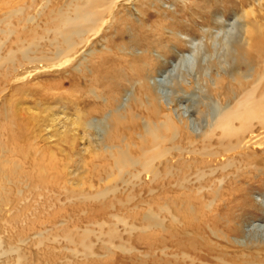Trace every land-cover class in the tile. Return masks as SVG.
<instances>
[{
  "label": "rangeland",
  "instance_id": "374dc122",
  "mask_svg": "<svg viewBox=\"0 0 264 264\" xmlns=\"http://www.w3.org/2000/svg\"><path fill=\"white\" fill-rule=\"evenodd\" d=\"M8 1L7 11L17 12L9 28L17 33L6 40L0 33V55H8L10 48L16 50L17 41L28 42L37 35L40 47L30 57L41 56L28 61L18 52L13 56L15 64L0 65V125H10L20 139H29L36 128L43 131L52 116L61 131L70 128L68 138L63 137L69 141L59 142L63 153H56L64 163L78 153L82 130L74 123L81 112L98 151L82 156L85 171L79 170L76 178L93 183L92 188L83 187L91 198L40 200L42 214L26 223L22 237L26 241L17 245L14 225L8 232L12 245L25 249L32 258L35 251L46 252L49 246L52 258L44 254L40 264L65 259V264H264V134L252 137L256 167L244 179L231 182L234 198L214 201V196L207 195V207L189 203L194 211L186 214L180 203L179 214L171 209L170 200L182 190L169 184L166 176L157 184L138 187L112 177L97 182L99 171L113 165L99 152L100 143L117 134L121 145L140 144L139 135L146 137L144 120L150 115L155 118L152 122L160 120L167 127L163 136L168 142L161 146L170 149L172 155L167 157L192 159L188 151L194 145L189 144L208 128L213 111L234 106L243 90L264 76V0H111L96 8L99 21L91 32L76 39L82 43L77 50L62 55L52 42L62 40L53 28L59 14L71 15L78 0ZM3 13L0 20L6 18ZM4 28L1 21L0 30ZM143 87L154 90V99L142 92ZM28 108L32 121H28ZM180 122L186 124L187 134ZM71 130L77 137H72ZM164 159H155V164ZM196 166L183 172L189 174ZM127 168L122 170L123 177L130 175V169L142 170L137 164ZM105 190L109 192L104 197L97 195ZM76 228L78 244L83 238L93 244L88 260L82 244L74 247L66 239L69 230ZM110 231H114L112 236ZM7 254L0 261L10 258L13 262L16 253Z\"/></svg>",
  "mask_w": 264,
  "mask_h": 264
},
{
  "label": "bare ground",
  "instance_id": "6f19581e",
  "mask_svg": "<svg viewBox=\"0 0 264 264\" xmlns=\"http://www.w3.org/2000/svg\"><path fill=\"white\" fill-rule=\"evenodd\" d=\"M109 1L111 0H78L71 15L65 12L59 14L57 17L58 25L53 28V31L55 34L59 35L62 40L52 41L58 48V55L69 53L75 48L77 50V46L82 43L76 42V39H81L83 35L91 32L99 21V12L96 8L104 2L108 3ZM9 5L10 2L8 0H0V12L2 13L4 11L3 16L6 17L0 20V22L2 21V23L6 25V28L0 30V33L5 37L3 40L17 33L16 29L9 28L11 16L17 13L16 11H7ZM40 40L41 37L39 38V36L33 35L29 38L28 42L25 39L17 41V43H15L17 45L16 50L10 48L8 49L9 51H7L8 55H0V65L6 63L15 64V58L13 56L18 52H20L25 60L37 61L41 53L39 57L36 55L34 58H31L30 54H35L36 50L39 49ZM85 41L86 40H83L82 42ZM0 43H3L2 40H0ZM37 53H39V51ZM194 60L196 62V58H194ZM242 89H244V87H242ZM142 90L148 97L150 96V98L154 99V90L152 91L151 88L147 87H143ZM243 91V94L234 106L228 108L226 106L222 110L213 111L212 117L210 118L211 121L208 123V128L203 130L199 136H196L198 141H191L189 144L192 146L194 145L188 151L189 154L192 155V159L189 161L182 159V155L176 158L175 156L167 157V155H172L168 152L170 149L165 148L166 150H162L161 148L162 144L167 141L163 136V130L167 127L159 123L160 120H156L159 121L158 123L152 122V120L155 119L153 115L147 117L144 123L142 122L146 137L139 135L140 144L133 141L132 143L121 145V137L117 134L114 135L113 138L111 137L112 140L110 139L109 142L104 140L105 142L103 143L102 141L100 143L99 152L103 155L106 154V157L104 156L103 158L111 161L113 165L108 167L109 165L107 163L108 166H104V168H108V170L103 169L101 170L103 172L99 171L98 174L100 176L97 178L98 184L104 183L112 177L115 178L116 181H121L120 183L127 185L132 184L138 187L141 184H155L166 176L169 178V184L172 185L174 183L177 185L178 189L180 188L182 190L181 193L176 194V196L170 200L171 209L178 207L177 204L180 203L184 207H182L184 210V212H182L185 214L189 211H194V208L190 206L189 203H200V207L198 208L202 209L207 207L204 201L207 195L214 196V201L216 197L224 202L234 198L235 189H232L231 182L233 183V181L246 177V174H248L247 172L256 167L255 160L257 155L250 147L253 145L252 143H254L252 142V137H255L253 135L260 137L264 134V76L259 75L257 81ZM15 110L16 113H19V109ZM28 111L30 113L28 121H32L33 112L30 111L29 108ZM92 111L97 112L96 109H92ZM92 111H88V113L91 114ZM82 116L83 114L78 112L74 123V125L82 130L80 139L78 140L81 143L77 145L79 148L78 155L75 153L76 155L74 154L73 157H68L64 163H61L56 158V153L58 154L59 151L61 154L63 153L60 145L69 141H66L68 137L65 135L69 133L67 129L70 128H64V130L61 131L60 128H57V125H55V119H53L52 116H49L50 120L45 123L46 126L43 131L40 127L36 128L35 133H31V138H26L27 140L23 138L20 139V136L18 137L14 134V130L10 128V125L9 127L4 124L0 125V256L4 255L5 257V254H9L10 252L16 253L13 262L9 261L10 258H3L0 264H40L39 259L43 258L44 254L47 256L49 254L50 258H52V254L49 252L51 251L49 246L45 247L47 250L46 252H43V250L42 252L35 251L32 258L31 256H27L25 249L12 245L11 235L8 236V232L13 230L11 228L14 225L16 227L14 237L17 241V245H21L26 241L23 239V235L28 228V226L27 228L25 227L26 223L36 218L38 215L41 216L40 214L42 213L38 210V205L41 201H53L55 199L59 202L58 200H60V198L67 201L77 200L78 197L83 199L91 198V194L84 192L83 187L88 185L89 188H92L93 183H91V181L90 183L82 182L81 178L83 177H80L79 181L76 180L80 174L78 171H85L86 162L82 159V156L86 154L94 156V151H97L94 148L93 141H91L87 133L85 123L82 121ZM165 117L167 121L171 122L168 115ZM164 121L162 122L165 123ZM171 126L168 128L170 129ZM174 126V128H177L181 132L183 130L182 127H184L187 134L186 124L182 123L181 128H179L177 124H174ZM26 129L29 131L30 127L26 126ZM16 130L18 131V129ZM28 131L26 133H29ZM44 132H47V135H44ZM70 132L71 134L76 133L73 132V130ZM64 136L66 137L65 140L63 139ZM74 137H77V135L75 134ZM53 139L55 141H53ZM59 142L61 144H59ZM73 145L74 143L71 142L70 146L73 147ZM131 153L136 154V156H131L133 155ZM262 154L264 155V150ZM159 157H165V159L156 165L155 159ZM173 157L176 160H174ZM74 158L77 159L74 160ZM58 161L60 164H58ZM135 164L140 165L142 170L139 169L132 172V169H130L131 171L128 177H126V173L123 171L126 178L123 177L122 170ZM192 164H199V167L196 166L197 168L195 170L192 169L189 174L183 172L185 170H190ZM113 168L118 171V175L115 174V171L113 172ZM126 170L129 171L128 168ZM145 174L148 176L143 177ZM174 177H179L176 182L172 180ZM57 178L60 180L57 181L59 183L56 182ZM54 180L55 183H53ZM195 183L198 184L197 187L194 186ZM52 185H54L53 187L56 186V189H51ZM233 187L235 188V186ZM116 191L117 190L114 189L110 192L114 193ZM108 192L109 190L101 191L98 192L97 195L104 197ZM128 200L132 201L133 197H128ZM46 203L48 202H45V204ZM171 209L168 208L170 211ZM176 209L174 213L179 214L181 210L179 211L178 208ZM54 229L56 230V228ZM32 230L34 231V228H32ZM77 230L79 229L69 230L66 239L69 244L74 247H78L82 244L84 247V257L88 260L91 256V246L93 244L86 240V238H83L84 241L78 244L75 240ZM42 232L44 231L42 230ZM113 233L114 231H110L109 235L112 236ZM34 234L38 236L44 233ZM79 235L78 233L77 236ZM114 237H117V235L115 234ZM59 241L61 242V239ZM45 248L43 249L45 250ZM31 254L32 253H30V255ZM55 258L56 257L53 259ZM61 259H65V257ZM66 260L67 259L60 260V262L56 263L53 261V263L49 262L48 264H65Z\"/></svg>",
  "mask_w": 264,
  "mask_h": 264
}]
</instances>
